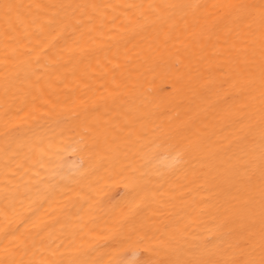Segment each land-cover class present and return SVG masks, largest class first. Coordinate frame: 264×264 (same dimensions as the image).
<instances>
[{
    "label": "bare ground",
    "instance_id": "1",
    "mask_svg": "<svg viewBox=\"0 0 264 264\" xmlns=\"http://www.w3.org/2000/svg\"><path fill=\"white\" fill-rule=\"evenodd\" d=\"M0 264H264V0H0Z\"/></svg>",
    "mask_w": 264,
    "mask_h": 264
}]
</instances>
